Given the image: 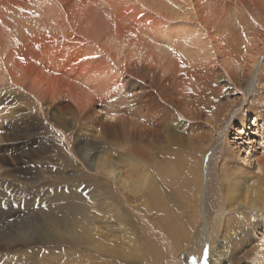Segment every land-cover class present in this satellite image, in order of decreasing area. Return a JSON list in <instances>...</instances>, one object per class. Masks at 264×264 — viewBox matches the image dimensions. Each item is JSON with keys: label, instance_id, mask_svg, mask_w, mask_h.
Wrapping results in <instances>:
<instances>
[{"label": "bare ground", "instance_id": "6f19581e", "mask_svg": "<svg viewBox=\"0 0 264 264\" xmlns=\"http://www.w3.org/2000/svg\"><path fill=\"white\" fill-rule=\"evenodd\" d=\"M88 1L62 0V5L58 0H0V80H12L19 68L25 69L28 76L41 72L47 63L40 62L43 60L40 51L53 59L58 54L51 50L54 46L60 47L61 54H65L62 71L68 70V64L75 66L72 54L78 47L89 44L86 37L84 42L77 39V28L93 15V7L89 4L95 1ZM154 1L161 6L159 9L168 12L166 17L169 19L162 21L159 36L152 39L154 48H150L156 53L138 47L135 60L128 64L131 56L127 57V63L124 61L121 70L118 69L119 108L121 114L122 111L125 114L121 117L120 135L130 152L122 154L138 156L151 164L152 172L144 170L137 181L144 184L143 188L150 198L148 203H141L142 209L148 213L141 215V226L147 229L148 239L155 240L159 248L155 251L153 242L136 239V235L131 234L134 230H131L127 240L135 247L133 253H137L139 259L135 264H249L246 261L252 257L253 264H264V89L256 88L264 84V58L257 70L252 69L260 48L255 53L249 52L251 60L245 59V62H251L253 67H249L248 75L244 74L245 62L236 58L243 51L244 43L240 38L246 30L256 32L264 44V0H194V5L192 0H152V3ZM49 14L56 23L44 25L46 21L43 19L46 20ZM192 17H196L194 21L198 22L186 21ZM178 19L181 21L177 22ZM225 20L237 24L234 25L236 28L233 27L235 34L231 25L222 23ZM123 21L129 20L125 17ZM170 21L173 24H169ZM208 21L211 24L205 25ZM139 22L130 21L125 26L141 25L136 32L151 35L147 31L150 28L153 30V22ZM168 25L170 29L166 31ZM49 32L52 38L48 37ZM75 41L79 43L75 45ZM94 45L91 44L92 47ZM114 46L111 49H116ZM87 47V51L92 49L93 55L99 53L96 48ZM86 50L83 52L86 53ZM213 51L221 57L219 66L236 86L234 89L241 91L245 98L236 112L233 111L238 102L237 97H233L236 92L227 95L226 89L218 84L219 77L213 65L217 57ZM28 59L39 61L35 65H27ZM75 62L77 65L78 60ZM90 67L89 70L85 68L84 75L80 76L87 87V91L84 89L86 95L92 92V97L85 95L87 101L81 107L87 110L89 117L94 113L95 106L104 103L94 100V97L105 94L107 77L110 78V71L99 69L92 73ZM41 86L44 87V84L40 85L37 81L31 84L34 89ZM35 95L31 105L38 109L42 98ZM52 101L50 98V104L41 111L49 113L54 106ZM59 111L63 113L65 109L60 108ZM180 118L186 120V126L180 123ZM50 121L62 130L72 124L58 116H53ZM108 173L113 179L117 176L114 169ZM126 181L120 183L129 191L138 185H130ZM197 190H200V194L197 193L198 202ZM253 215L261 217L262 223L258 219L250 220ZM123 221L117 223L118 228L126 226ZM255 241L258 246L253 245ZM89 242L92 250H97L96 241ZM204 246L207 248L206 256L197 263L194 251ZM98 249L103 253L97 257L95 264H103L102 255L110 252V248L102 245Z\"/></svg>", "mask_w": 264, "mask_h": 264}, {"label": "rangeland", "instance_id": "374dc122", "mask_svg": "<svg viewBox=\"0 0 264 264\" xmlns=\"http://www.w3.org/2000/svg\"><path fill=\"white\" fill-rule=\"evenodd\" d=\"M60 1L58 0L64 5L62 0ZM93 1H95L94 4H97L95 7L94 4H89L93 7V15L77 28V39L84 42L86 37L89 44L84 45L85 48L82 47L83 49L75 48L73 54L76 56L72 54L73 59L70 58L69 61L71 63L74 60L75 66L73 63V65L68 64V66L70 65L69 68L74 66L73 69L68 68L67 70L66 68L65 71H62L65 54H61L60 47L54 46L55 48L50 47L51 50L54 49L58 53L53 58L54 61L40 51L43 58L40 62L47 63L44 70L41 67L44 72L41 70V72L32 73L31 76H28L25 69L19 68L11 78L12 80L7 78L0 80V264H95L97 257L103 253L98 249L102 245L110 248V252L106 251L102 255L103 258L101 257L103 264H118V262L119 264H135L139 259L137 253H133V244L127 240L131 230H134L131 234H135L136 239L141 240L143 238L146 243L149 240L150 243L153 242L155 251L159 249L155 240L148 239L147 229L141 226V220H143L141 215L148 214L142 209L143 204L141 203H148L150 198L148 192H145L143 188L144 184L137 182L141 172L144 170L152 172V168L147 160L142 161L135 155H123L130 152L125 147L126 144L120 135L121 117L124 112L122 111L121 114V108H119L121 107V95L118 92L120 91L118 88L120 76L118 75H120V67L123 62L127 63V57L131 56L128 64L135 60L138 47L150 53H156L154 49L150 48V46H154L152 39L159 36V30L163 26L162 21H169L166 17L168 12L159 9L161 6L157 5L155 1L152 3V0ZM195 1L192 0L193 5ZM50 16V14L46 17L43 16V18H49L48 23L47 19H43L46 21L44 25L56 23ZM125 17L129 21L124 22ZM195 18L192 17L191 20L186 21L198 22L194 21ZM57 19L59 20V18ZM134 20L140 21L141 24L153 22V30L150 28L151 30L147 31L151 35H146V32L142 34L143 32H138V30L136 32V29L141 25L134 27L129 24L128 27L125 26ZM178 21L181 20L178 19ZM228 22L227 20L222 21L224 24L231 25V29L236 28L237 24ZM169 24H173V22L170 21ZM204 24L211 23L208 21ZM167 28L169 25L165 27L166 31L170 29ZM234 28L233 30H235ZM133 31L135 32L133 33ZM238 34L241 35L239 32ZM51 35L49 32L48 37L52 38ZM256 35V32L246 30L245 35L240 38L244 44L242 45L243 51L236 57L238 61L244 63L245 59L251 60L249 52L255 53L260 48V54L256 56L257 62L254 68H252L251 62L244 63V74L247 73L250 66L257 70L262 62L261 59L264 58V44H262L259 35ZM232 39L234 38L232 37ZM75 42V45L79 43V41ZM143 42L145 43L143 44ZM91 44L95 45L92 47ZM142 45L144 46L141 47ZM111 46L118 49H111ZM86 47L88 49L96 48L99 52L98 55H93L92 49L87 51ZM80 50L82 51L80 52ZM83 50H86V53ZM76 51H78V55ZM68 52L70 51L68 50ZM213 53L215 58L217 57L216 63L213 65L216 67L215 73L219 77L218 84L226 89L227 95L236 92V95L233 96L238 99L237 105L233 109L236 112L245 98L241 91L234 89L236 86L219 66L221 57L216 55V52L213 51ZM45 56L49 59L47 60ZM92 56L96 57L92 58ZM30 60H27V65H35L38 59ZM76 60H78V66ZM83 65L86 69L88 67L87 70L91 66L90 72L92 73L99 69L110 71V78L107 77L106 81V95L94 97V100L104 103L95 106V109L93 108L94 113L96 112L91 114L93 117L91 115L89 117L86 114L87 110L81 108L85 106L87 98L92 97L90 95L92 92L88 93L89 95L84 92L87 91V87L80 78L84 75L83 71L86 70ZM80 66L83 68L82 72ZM226 66L228 67V65ZM228 68L232 70V67L229 66ZM234 69L236 70L235 67H233ZM76 73L77 76H75ZM26 76L28 77L26 78ZM36 81L40 85L44 84V87L32 88L31 84ZM20 82H22L21 86ZM81 85L85 87L83 88ZM46 87H48L47 91ZM256 88L264 89V84ZM59 91L61 92L59 93ZM259 92L257 91L258 94H260ZM35 93L42 98L41 106L38 109L31 105L34 97H36ZM50 98L53 99V108L50 109L49 113L42 112L41 109H46L45 106L50 104ZM78 99L82 103L79 104L76 101ZM231 99L232 97L229 98V100ZM7 107H9L8 111H6ZM60 108L65 109V112L61 113ZM98 109L102 110L98 111ZM81 112L83 113L81 114ZM53 116L64 117L72 124L66 130H62L56 125L54 127L50 121ZM132 117L135 119L134 116ZM176 119L178 118L176 117ZM180 120L183 126L187 125L185 119L180 118ZM221 132H224V127ZM110 169H114L115 173L117 171L118 174H115L117 175L115 179L110 177L108 173ZM92 171L94 174L91 173ZM124 180H127L126 182H129L130 185L134 183L138 185L133 191H129L121 185ZM106 181L109 182L106 183ZM197 193L200 194V190L196 191L198 202L199 195ZM149 212L151 213V210ZM257 219L262 223L261 217L250 216V220ZM120 220H124V225H126L123 229L118 228L117 223ZM108 227L110 228L108 229ZM91 240H95L98 244L97 250H92L89 242ZM258 244L256 241L253 243L255 246ZM206 250L207 248L204 246L194 251V260L197 263L205 258ZM252 258L246 262L253 264L254 258Z\"/></svg>", "mask_w": 264, "mask_h": 264}]
</instances>
